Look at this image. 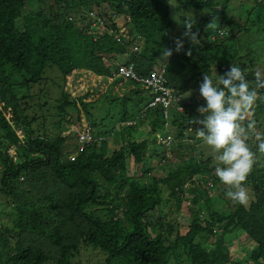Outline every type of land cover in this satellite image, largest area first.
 <instances>
[{"label":"trees","instance_id":"trees-1","mask_svg":"<svg viewBox=\"0 0 264 264\" xmlns=\"http://www.w3.org/2000/svg\"><path fill=\"white\" fill-rule=\"evenodd\" d=\"M229 1L185 0L188 6L207 8L210 13L194 26L195 47L173 56L172 63L165 67L167 84L175 94L191 90L189 100L183 103L184 112L171 109V130L170 125L166 127L168 120L164 118L163 107L149 106L151 91L116 74L117 64L113 59L125 52L126 44L115 41L108 33L94 38V28L84 20L83 14L85 10H94L109 17L123 16L131 34L127 40L130 44L138 46L141 39L155 40L157 49L150 57L133 52L125 60L134 61L136 72L147 75L161 69L155 59L163 51L170 33L168 0H0V113L3 115L0 195L11 207L13 216L12 228H5L4 234L0 232V250L4 251V255L0 254V264H80L76 258L81 250L99 251L104 255L103 264H167L179 246L188 256V264H264V165L254 161L238 163L231 174L233 184H219L223 175L214 171L227 170L222 153L226 157L231 155L221 150L220 160L214 161L218 152L203 158L200 150L197 159L196 146L205 139V133L198 138L186 133L188 129L204 126L215 102L217 107L223 104L230 113L225 123V117L219 115L220 109L215 112L219 124L215 145L220 149L238 136L241 127L246 138L253 123L261 119L257 124L260 126L264 121V73L246 70L247 64L240 55L241 44L233 49L230 37L234 30L250 32L253 22H248L246 14H242L244 23L231 15ZM27 2L35 4V10L26 9ZM254 4L259 6L257 21H264V4L257 0ZM78 19L86 23L80 29L76 24ZM220 29L225 30L222 37L218 34ZM255 29L264 30V24ZM157 32H161L160 37L154 35ZM73 42L82 45L83 58L76 57ZM252 64L250 61L249 65ZM11 67L26 75L21 87L11 80L7 72ZM213 67L217 69L216 75L227 71L226 77L221 78L215 102L204 93L197 97L192 92L196 85L204 86L211 80ZM50 68L58 71L60 77L57 84L60 95L54 104L58 118L55 123L64 124L53 136L38 126V116L32 115L30 106H26V99L31 97L28 83L46 79ZM119 81L124 86L121 95L112 90L103 92L108 85L114 87ZM19 87L24 89L21 98H17ZM241 89L244 94H239ZM97 91L99 94L92 98ZM256 94L259 97H254ZM102 95L109 103L122 99L124 104L119 116L122 126L118 127L127 134L123 133V142L110 154L102 137L105 124L98 125L96 119L92 120L94 106ZM231 98L255 101V105L248 106L251 118L247 116L243 124L241 109L228 103ZM41 105L37 106L41 108ZM69 109L76 111L75 120L73 110ZM82 111L90 119L85 124L92 129L93 140L76 152L80 143L75 132L71 150L76 148L72 152L75 158L70 160L71 148L67 143L70 133L62 132L68 130V125L80 122ZM147 119L151 120L153 132L161 131L163 141L153 146L151 155L158 153V147L160 159L171 153H192L170 168L164 178L147 176L152 170L150 163L144 165L148 140L131 138L136 124ZM113 130H117L115 125ZM168 135L173 138H167ZM257 141L264 142V127ZM246 142L248 148L247 138ZM10 147L14 148L9 150ZM257 147L248 153L255 155ZM130 159L136 165L143 162L139 176V173L129 174ZM186 183L191 188L185 187ZM212 187L217 194H210ZM185 188L193 193L192 198L184 197ZM163 192L168 195L165 199ZM170 203L174 209L189 214L183 234L176 219H173L175 226L173 220L166 221L162 215L155 214L159 207ZM203 215L207 218L202 219ZM233 233L242 234L250 247L245 254L235 253L224 242V236Z\"/></svg>","mask_w":264,"mask_h":264},{"label":"rangeland","instance_id":"rangeland-1","mask_svg":"<svg viewBox=\"0 0 264 264\" xmlns=\"http://www.w3.org/2000/svg\"><path fill=\"white\" fill-rule=\"evenodd\" d=\"M259 3L264 4V0H257ZM169 7H170V19H171V26H170V33L168 36V42L162 46L163 51L158 54L156 57L157 64L162 67H166L171 64L170 61L173 56H177L178 53H186L188 49L195 47L196 40L194 39L193 30L194 26L198 23L200 18L204 15H207L210 13V10L207 8H194L191 6H188L185 3V0H168ZM36 5L30 2H27L26 9L28 10H35ZM259 9V6L254 4V0H230L228 3V10L231 15H233L237 20H239L241 23L245 22V18L242 19V14H246V16L249 18L248 22H253V26L250 32L246 31H236L234 30L232 36H230L233 39L232 48L236 49L239 47V44H241L242 49L240 50V55L242 57V61L247 64L246 70L254 71L263 74L264 73V30H256L255 28L258 25L264 24V21L258 22L256 18V12ZM75 19V18H73ZM122 22V20H119ZM78 28H82V26L86 23L82 22L78 19L77 23ZM76 24L74 26L76 27ZM208 26H212V24H207ZM224 35H225V30ZM90 33H92V29L90 30ZM96 34L94 38H97V34L101 35L105 32H95ZM154 35H158L160 37L161 32H157ZM131 37V34H130ZM128 37V38H130ZM123 42V41H121ZM120 42V43H121ZM75 42H73L74 44ZM121 44H126V50L125 52L121 54H117V59H113L114 63L118 64L121 62H124L128 59V54L130 56L131 53L137 52L139 54H143L147 57H150V55L157 49L156 41L155 40H143L141 39V43H139L138 46L136 44H130L129 42H123ZM73 50L76 53V57H84L82 53V45L80 44H74ZM252 61L253 64L250 66L249 62ZM134 62V61H133ZM12 68V67H11ZM232 71L237 72V69L232 68ZM7 72H10V78L13 82L18 83V86L21 87V81H23L25 74H21V71L12 68V70L8 69ZM46 74V79L40 81L39 83L33 84L32 82L28 83L27 86H31L29 93L31 94V97L26 99V106H30L29 109L31 111L32 115H37V124L38 126L46 132L48 135L53 136L57 133H59L61 127H63L62 124L58 125L55 122L57 121V117L55 116V98L59 97L60 91L57 87V84L60 83V77L57 75V72L55 69L50 68L48 69ZM217 69L216 67H213L212 71V78L209 82L206 83L204 86L196 85L193 89V93L197 97H201L202 93L206 94L208 98H211V102H215L216 98L215 95L217 93V90L219 88V85L221 83V78H225L227 71L222 70L221 73L216 75ZM117 77V75H116ZM109 86V85H108ZM107 88L103 90L104 93H107L108 91L112 90L113 93H116L118 95H121L124 89V86L119 81L118 84L114 87ZM18 88L16 90L17 92V98H21V94L24 92V89ZM69 89H72V87L69 85ZM99 88V87H98ZM102 92V93H103ZM189 93H191V90L189 92H184L181 95L182 102L189 100ZM244 94L243 90H239V94ZM96 94H99V91L93 93V97H95ZM47 96V98H45ZM259 97L258 94L254 95V97ZM121 100H116L115 104L109 103L108 100H105L103 98V95L99 98L97 104L94 106V112L92 113V120H97L98 125H104L102 128L103 132V139H105V148L107 151V154H110L114 149L118 148L120 144L123 142V133L125 132V129L120 128L122 124V121L119 119V116L123 110V103ZM45 102V103H44ZM132 102V101H128ZM228 103L230 106H235L236 108L241 109V120L240 123L243 124L244 119L248 116V118H251L250 112L251 110L248 108L249 105H255L254 100H249L246 98H238V99H229ZM42 104L41 108H39L37 105ZM25 107V105H23ZM109 111L108 110V108ZM39 108V109H38ZM1 109V108H0ZM217 109H220V117L223 115L225 117V123H227V116L230 115V113L227 111L225 106L223 104H220L219 107H217V103H212L211 107V113H210V119L207 120L203 127L197 128V129H188L186 130L187 134H194L197 138L200 136L201 133H205V139L201 141V143L196 146V156L197 159H199V151L201 150L204 153V157L211 156L212 154L218 152V157L214 158V161H219V153H221V150L223 152H229L231 156L226 157L224 153H222V159L223 164L226 165L227 170H222L221 168L216 169L214 171L215 174L222 173L223 179L219 180V184H233V179L231 174L234 173L235 167L238 163L241 165H245L250 161L257 162L261 165H264V142L262 144H258L257 138L260 137L262 127H264V121L261 123L260 126H257V124L260 122V120H257L255 123L252 124L251 128L247 132V140L249 142L248 148L246 147L247 142L245 136L242 134L243 128L241 127L238 129L237 133L238 136H235L231 139V141L223 148L220 149L219 146H216L215 143L217 141V137L219 135L218 132V121H216L217 118H215V112ZM73 110L72 119L75 120L77 117L76 111ZM75 111V112H74ZM109 111V112H108ZM178 111V110H177ZM185 111V107H184ZM183 111V112H184ZM136 112V110H135ZM180 112V111H179ZM36 113V114H35ZM182 113V112H181ZM3 115L0 113V118ZM6 120H9V116L5 115ZM8 118V119H7ZM166 127L170 125L171 130L173 127H171V120H172V114L167 113L166 116ZM90 119L87 117L85 112H80V122L72 125H68V130H64L62 132L63 135L69 134V138L67 140V143L69 142L70 151L74 148L75 145V137L76 133L77 139L79 136V131H81L85 127V123L89 121ZM44 121V122H43ZM151 120L147 119L143 122L136 124V130L132 133L131 138L134 140H142L146 139L148 140V148L145 152V166L152 165V170L147 175L148 177L156 176L159 178H164L169 169L172 168L176 163L181 162L182 160H186L190 157L191 152H188L187 154L178 155L177 153H171L167 154L165 159H160V147H158L156 150L158 153L156 155H151L150 152L153 148V146L160 145L159 143H163L161 138V131L153 132L152 127L150 125ZM2 122L0 121V125ZM12 124V123H10ZM36 124V123H34ZM66 124V123H65ZM113 125H115L116 131L113 130ZM134 125V124H133ZM122 126V125H121ZM2 128V127H1ZM113 130V131H112ZM2 131V129H1ZM127 134V131L125 132ZM242 136V137H241ZM167 138H173V135H168ZM189 142H191L190 138H187ZM175 142V140H173ZM258 146V147H257ZM257 147L258 150L255 155H250L248 152H251L252 148ZM76 150V148H75ZM74 150V151H75ZM155 150V149H154ZM155 150V151H156ZM14 150L13 157L16 158ZM71 151L69 154H71ZM76 152H81L79 149ZM168 152H170L168 150ZM68 154V155H69ZM141 164H134L132 159L128 162V172L130 175L132 174H138L140 175V171L142 170ZM233 170V171H231ZM137 176V175H135ZM237 183V181H236ZM220 188H222L221 185H218ZM185 187L191 188L190 183H186ZM213 189H210V194L215 195L218 193L216 191L215 187H212ZM184 197L186 199H190L193 196V193L190 192L188 189L185 188ZM168 196L166 192L162 193L163 199ZM188 202V201H187ZM201 204V202L198 204V206ZM182 208H185V206H182ZM202 212V211H199ZM156 215L163 216L166 221H171L173 219L177 220L178 229L180 230V233L183 234L186 230V226L188 225L189 220V214H186L182 209H174L172 206V203L163 205L159 207L156 210ZM205 215L202 216V219H205ZM207 218V217H206ZM12 219L13 216L11 215V207L7 204V202L4 200V198L0 195V232L4 234L5 228H12ZM175 226V220H173ZM224 242L229 245V247L235 251V253L241 252L246 253L247 248H250L249 246H246V243L243 240V235L237 236L235 233L228 234L224 236ZM0 254L4 255V251L0 250ZM177 258L180 260V264H188V256L186 255V252L183 250L181 246L178 247V250H176L172 256L170 257L167 264H177ZM80 264H103L104 262V255L100 253L97 250H81L76 258Z\"/></svg>","mask_w":264,"mask_h":264},{"label":"built area","instance_id":"built-area-1","mask_svg":"<svg viewBox=\"0 0 264 264\" xmlns=\"http://www.w3.org/2000/svg\"><path fill=\"white\" fill-rule=\"evenodd\" d=\"M85 21L89 22L90 26L94 28L95 32H105L113 36L117 42H127L130 37L128 32V26L125 24L123 16L112 14L111 17L107 16V13L103 11L85 10L83 12ZM119 20H122L120 22ZM219 36H224V31H218ZM121 42V43H123ZM116 74L127 79H132L138 83H141L145 88L149 89L152 93V98L149 101V106L160 104L163 107V115L166 118L167 113H170L171 109H176L180 112L184 111V106L180 94H175L167 84V78L165 76V67L162 66L158 71H150L147 75H142L136 72L133 61L121 62L117 66ZM78 140L80 143V151L85 145L92 142V129L89 124H85V127L79 131ZM75 154H69V159L74 160Z\"/></svg>","mask_w":264,"mask_h":264},{"label":"clouds","instance_id":"clouds-1","mask_svg":"<svg viewBox=\"0 0 264 264\" xmlns=\"http://www.w3.org/2000/svg\"><path fill=\"white\" fill-rule=\"evenodd\" d=\"M129 61H131V60H129ZM134 65H135V64H134ZM116 71H117V70H116ZM12 148H14V147H10L9 150L12 149Z\"/></svg>","mask_w":264,"mask_h":264}]
</instances>
